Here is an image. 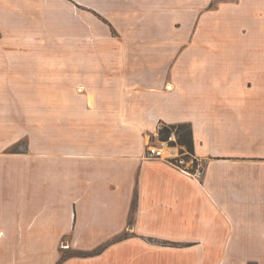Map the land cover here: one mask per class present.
<instances>
[{"label":"crops","instance_id":"0c3cea01","mask_svg":"<svg viewBox=\"0 0 264 264\" xmlns=\"http://www.w3.org/2000/svg\"><path fill=\"white\" fill-rule=\"evenodd\" d=\"M0 264H264V0H0Z\"/></svg>","mask_w":264,"mask_h":264},{"label":"trees","instance_id":"16d2710c","mask_svg":"<svg viewBox=\"0 0 264 264\" xmlns=\"http://www.w3.org/2000/svg\"><path fill=\"white\" fill-rule=\"evenodd\" d=\"M174 128H176L174 130L177 138L176 142H178L180 145H184L188 151L192 152V134L190 125L188 123H178L170 125L163 124L158 131L159 137L165 138ZM99 250L100 249L96 250L95 252H98ZM63 259L64 257L62 256L59 261H62Z\"/></svg>","mask_w":264,"mask_h":264},{"label":"built area","instance_id":"2783aa9c","mask_svg":"<svg viewBox=\"0 0 264 264\" xmlns=\"http://www.w3.org/2000/svg\"><path fill=\"white\" fill-rule=\"evenodd\" d=\"M173 142H176V134L175 131L172 130L170 131V133L165 137V138H161L159 136L156 135L155 141L152 142L150 145L153 147L149 146V149L147 150L148 152V156H160L161 155V151L160 149L165 145L168 149H174L175 147H173ZM171 154L167 155V157H165L166 159H170L171 156L170 155H174V153H172V150L170 151ZM179 154V152H177ZM173 158L175 156H172ZM177 161H179L180 163H183V160L181 158H178ZM176 164V163H175ZM178 166H181L180 164H176ZM194 176L196 177H200L203 173L202 169L200 167H195L193 168V170H189Z\"/></svg>","mask_w":264,"mask_h":264},{"label":"rangeland","instance_id":"374dc122","mask_svg":"<svg viewBox=\"0 0 264 264\" xmlns=\"http://www.w3.org/2000/svg\"><path fill=\"white\" fill-rule=\"evenodd\" d=\"M175 129L176 128H174L173 130H175ZM157 136H159V134ZM176 140H177V138H176ZM154 141H155V138L154 137H151L150 138V141L148 142V149H149V146L150 147H153L150 144L152 142H154ZM171 144H173V147H175L174 148L175 153H174V155H170L171 156L170 160L173 159L172 156H175V158H181L183 160V163L182 162L180 163L177 160L176 161H173V163L180 164L183 167L187 168L188 170H191V169H193V168L196 167L195 162H194V157L192 155V152L188 151L187 148L184 145H180L178 142H173ZM19 147H20V144H18V146L15 145L14 147H12V150H15V149H17ZM177 152H179V154ZM160 156L165 158V157H167V154L166 155H162L161 154ZM61 245H62V247H66L67 246L66 243L65 244L63 243Z\"/></svg>","mask_w":264,"mask_h":264},{"label":"bare ground","instance_id":"6f19581e","mask_svg":"<svg viewBox=\"0 0 264 264\" xmlns=\"http://www.w3.org/2000/svg\"><path fill=\"white\" fill-rule=\"evenodd\" d=\"M160 151H161V154L162 155H166V154L169 155V154H171L170 153L171 149H168L165 145L160 149Z\"/></svg>","mask_w":264,"mask_h":264}]
</instances>
